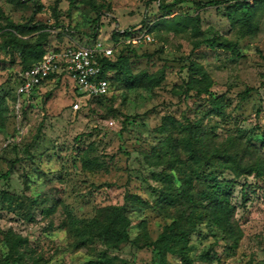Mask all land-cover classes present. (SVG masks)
<instances>
[{"label":"rangeland","instance_id":"rangeland-1","mask_svg":"<svg viewBox=\"0 0 264 264\" xmlns=\"http://www.w3.org/2000/svg\"><path fill=\"white\" fill-rule=\"evenodd\" d=\"M202 1L221 2L199 8L185 0L173 7L176 13L199 15L200 35L191 27L178 33L161 26L150 33L151 41L128 53L133 73L147 71L160 79L158 85L118 83L111 98L92 104L83 99L75 109L79 91L68 74L47 81L34 99L19 97V71L35 61L26 62L29 52L42 45L91 44L95 38L88 37L95 32L101 5L106 13L97 39L113 46L114 29L158 20L163 14L159 2L0 0L14 24L44 26L17 33L27 45L20 46L8 35L10 22L0 19V264L8 251L9 264H159L150 243L185 208L167 204L162 196L179 192L183 180L194 176L195 164L185 147L189 122H199L210 136L203 143L205 153L227 151L244 164L264 162V148L250 145L254 136L264 134V0H248L256 33L244 36L227 15L226 6L235 0ZM211 38L236 42L240 54L204 41ZM194 40L204 42L195 48ZM191 59L215 80L207 96L184 91ZM247 87L253 90L244 95ZM216 99H224L222 116L212 109ZM160 161L175 166L168 169L171 182L157 175ZM227 166L203 169L229 188L237 235L228 237L203 224L191 234L188 253L193 264H264V175L238 176ZM8 171L11 175L4 177ZM203 189L194 181L193 194ZM127 192L150 205L133 220L128 241L110 248L83 235V221L122 205ZM16 248L21 254L17 263ZM167 264L182 262L168 255Z\"/></svg>","mask_w":264,"mask_h":264},{"label":"trees","instance_id":"trees-1","mask_svg":"<svg viewBox=\"0 0 264 264\" xmlns=\"http://www.w3.org/2000/svg\"><path fill=\"white\" fill-rule=\"evenodd\" d=\"M159 2L160 9L163 10V14L155 22L143 21L142 26L137 28L136 26H130L126 29L116 28L113 30L112 39L114 41V50L111 56L101 57L99 59L102 65V77L106 78L111 86V94L105 96L86 97L83 99H89L90 103H98L99 101L111 98L114 94L115 86L118 83H125L129 88H133L136 85L142 86H156L160 83V79L154 75L149 74L147 71H143L139 74L133 73L132 65L128 60V53H136V45L126 42H120L121 37H129L143 33L146 29L152 33L156 30H160L161 26H166L168 30L174 32H185L188 27H191L194 35H200L202 30L200 28L199 15L193 16L184 13H176L173 7L176 3L184 2L185 0H175L173 4H164L163 0H151ZM199 8L209 5L217 4L221 1H208L193 0ZM36 11H39L40 4H35ZM109 8V6H108ZM226 11L229 19L233 25H240L242 35L250 33H256V26L254 25V6L248 2V0H235L232 4L226 6ZM106 13L103 10V5L99 10V15L95 20V32L91 34L88 39L95 38L93 42L97 40L99 33V25L101 24L102 16ZM174 14L172 17H170ZM6 18L11 24V30L8 33L11 36V40L20 45L27 46L22 38L17 36V33H25L30 29L43 28L44 26L35 24L34 26L28 25H16L8 17H6L0 6V19ZM123 30V31H122ZM210 46L214 48H222L224 50L231 51L233 54H240L239 46L236 42L224 39L218 40L217 38H211L204 40ZM203 40H194V47H199ZM70 42V41H69ZM92 42V43H93ZM68 43L67 46H71ZM65 47L55 46L53 48L39 46L35 48L26 58V62H29L30 58L35 59L31 64H25L19 71V83L20 86L23 83L22 73L33 65L38 63L43 55L47 51H62ZM160 50L163 52L164 48ZM188 77L184 81V91L186 94L194 93L197 96H207L210 94L211 89L215 85V80L210 75L208 70L196 59H191L188 66ZM58 76L57 73L51 74L46 81L42 83L44 85L47 81L52 80ZM41 85V86H42ZM18 86V88H19ZM40 86V87H41ZM35 89L34 92L27 96V98L34 99L39 93V89ZM77 89V88H76ZM78 90V89H77ZM253 88L247 87L243 94H249ZM79 97L82 98L79 93ZM82 99V100H83ZM213 110L218 113L219 116L224 115V99L221 101L212 100ZM188 133H186L185 147L189 153L191 159L194 161L195 168L193 170L194 176L191 174L183 180L182 187L179 192H171L169 194L164 193L162 199L169 205H183L180 214L174 217L169 224L165 225L163 231L159 234L157 239L150 243L157 251L160 262L159 264H167V256H178L182 264H193L194 259L189 255L188 248L191 241V234L200 229L203 224L213 225L218 231H221L223 235L228 237L236 236V228L233 221L235 212V206L231 203L227 188H225L223 182L218 178L214 172H206L203 168L205 165L219 167H229L238 176L249 177L253 174L256 176L264 175V162L260 164H244L240 162L237 153L229 154L227 151H220L213 154L205 153L203 143L211 141L210 136H205L202 133L201 124L199 122H189L185 127ZM252 147L258 149L264 148V134H258L254 136L253 141L250 144ZM155 166H161V170L157 172V175L164 177L167 181L173 180V175L168 172V169H175V166H166L163 161L156 162ZM11 171H8L4 177H9ZM194 181L204 185L205 189L195 192L193 194L192 188ZM9 194L4 192V201L7 200ZM150 207L149 203L137 193L127 192L125 200L122 205L108 206L102 211L101 216H94L81 223V231L83 235L96 238L103 244L110 248H117L122 243L130 239L128 232L133 220L141 216V214ZM17 247V246H15ZM18 252L14 261L19 262L21 254ZM12 254L4 252V264H9ZM93 264H102L101 262H91Z\"/></svg>","mask_w":264,"mask_h":264},{"label":"built area","instance_id":"built-area-1","mask_svg":"<svg viewBox=\"0 0 264 264\" xmlns=\"http://www.w3.org/2000/svg\"><path fill=\"white\" fill-rule=\"evenodd\" d=\"M151 40L150 32L147 29L138 35L120 38V42L133 45ZM113 46L102 39H97L88 45L75 44L67 46L62 51H47L38 63L22 73L23 83L18 88L19 97L30 96L53 73L68 74L75 81L82 96L74 103L75 109L80 107V100L83 98L110 95L111 86L109 81L101 76L102 65L99 59L111 56L114 50ZM18 104L20 107V102Z\"/></svg>","mask_w":264,"mask_h":264}]
</instances>
